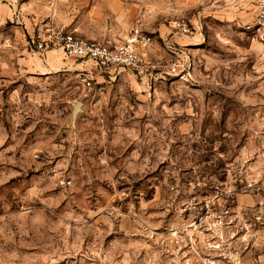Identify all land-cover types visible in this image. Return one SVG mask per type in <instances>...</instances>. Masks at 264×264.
<instances>
[{
    "label": "rangeland",
    "instance_id": "1",
    "mask_svg": "<svg viewBox=\"0 0 264 264\" xmlns=\"http://www.w3.org/2000/svg\"><path fill=\"white\" fill-rule=\"evenodd\" d=\"M120 1L194 41V76L89 88L77 61L22 64L23 23L100 32ZM215 1L0 0V264H264V26Z\"/></svg>",
    "mask_w": 264,
    "mask_h": 264
},
{
    "label": "built area",
    "instance_id": "2",
    "mask_svg": "<svg viewBox=\"0 0 264 264\" xmlns=\"http://www.w3.org/2000/svg\"><path fill=\"white\" fill-rule=\"evenodd\" d=\"M255 1L259 8L258 23L264 26V0ZM173 30L175 33L187 35L191 32V25L185 19H178L173 22ZM77 32L76 28L56 26L52 21L43 20L36 24L30 41L39 53L62 49L67 57L79 60L85 66L91 65L108 82L116 81L124 73H129L147 88H152L170 76H189L188 64L182 59L169 65L150 59L154 37L149 33L132 30L121 39L100 40L79 35ZM164 42L168 49L174 50L169 39ZM80 75L85 86L92 88L96 83L97 79L91 70L84 69Z\"/></svg>",
    "mask_w": 264,
    "mask_h": 264
},
{
    "label": "crops",
    "instance_id": "3",
    "mask_svg": "<svg viewBox=\"0 0 264 264\" xmlns=\"http://www.w3.org/2000/svg\"><path fill=\"white\" fill-rule=\"evenodd\" d=\"M211 11L215 16H222L229 21H237L238 23L242 21L246 25L253 23V21L256 19L259 8L255 0H216L213 4V7H211ZM111 12L113 13L111 21H108L107 25L104 26V29L100 32H90L86 29L84 22L85 20L89 19L88 17L84 18L83 16H80V18H78L74 22L72 21V19H69L70 23L68 22V24L73 25V27L75 26V28L77 27L76 29L78 30L77 33L79 35L100 40L121 39L127 36L128 33L132 30H139L148 33L142 28L135 26V23L131 20V16L127 12V6L123 1L114 4ZM97 14L98 13H96V16H94V18H97L100 22L99 19L104 18L103 14ZM108 18H110V16ZM38 22L40 21L34 20L31 22L27 21V23L25 24L23 23V29L27 39V49H29L27 50V53H25L21 57V62L25 66V68H28V70H30L31 72L47 74L51 71H60L62 69L71 68V66L73 65V61H77L79 62L81 71L84 69L91 70L98 81L101 82V80H104L103 76L99 75L97 71H94L91 65L86 64L85 66L84 63H81L79 60L67 57L64 54L63 50L60 48L49 50L46 53H39L35 51L30 39L34 35L36 24ZM54 24L56 26H63L56 21H54ZM249 31L253 32L254 30ZM166 32V30L160 29V34H151L154 37V42L150 49V59L152 61H160L169 65L174 61H178L180 59L183 60L187 54L192 55V49H194L195 47L194 45H192L194 44V41H191L187 38H176L173 36V38L171 37L169 39L170 33L169 35H167ZM161 38L163 41L169 39V42L173 45L174 50L168 49L165 46V43H163V41L161 42ZM190 61H192V63L188 65V72L190 75L194 76L193 58H190ZM125 75L131 74L124 73L119 79H121Z\"/></svg>",
    "mask_w": 264,
    "mask_h": 264
},
{
    "label": "water",
    "instance_id": "4",
    "mask_svg": "<svg viewBox=\"0 0 264 264\" xmlns=\"http://www.w3.org/2000/svg\"><path fill=\"white\" fill-rule=\"evenodd\" d=\"M81 102H78L76 105H75V108H74V112H73V115L76 116L77 113L80 111L81 109Z\"/></svg>",
    "mask_w": 264,
    "mask_h": 264
}]
</instances>
